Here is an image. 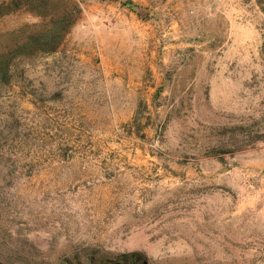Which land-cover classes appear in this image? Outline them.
I'll use <instances>...</instances> for the list:
<instances>
[{
  "label": "rangeland",
  "instance_id": "obj_1",
  "mask_svg": "<svg viewBox=\"0 0 264 264\" xmlns=\"http://www.w3.org/2000/svg\"><path fill=\"white\" fill-rule=\"evenodd\" d=\"M72 1L0 83L6 264H264V0Z\"/></svg>",
  "mask_w": 264,
  "mask_h": 264
},
{
  "label": "trees",
  "instance_id": "obj_2",
  "mask_svg": "<svg viewBox=\"0 0 264 264\" xmlns=\"http://www.w3.org/2000/svg\"><path fill=\"white\" fill-rule=\"evenodd\" d=\"M22 7L41 18V22L28 25L0 43L1 84L12 81V71L18 59L58 51L82 11L79 4L72 0H11L0 6V12L7 14ZM0 264H6L1 254ZM106 264H147V261L140 253H129L119 255L115 261H107Z\"/></svg>",
  "mask_w": 264,
  "mask_h": 264
}]
</instances>
